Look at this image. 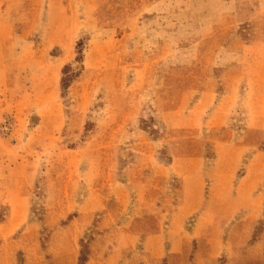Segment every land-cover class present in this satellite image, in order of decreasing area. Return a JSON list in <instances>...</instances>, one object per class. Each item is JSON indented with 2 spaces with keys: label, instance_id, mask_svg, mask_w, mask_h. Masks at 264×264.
<instances>
[{
  "label": "rangeland",
  "instance_id": "rangeland-1",
  "mask_svg": "<svg viewBox=\"0 0 264 264\" xmlns=\"http://www.w3.org/2000/svg\"><path fill=\"white\" fill-rule=\"evenodd\" d=\"M253 230L264 0H0V264H242Z\"/></svg>",
  "mask_w": 264,
  "mask_h": 264
},
{
  "label": "crops",
  "instance_id": "crops-1",
  "mask_svg": "<svg viewBox=\"0 0 264 264\" xmlns=\"http://www.w3.org/2000/svg\"><path fill=\"white\" fill-rule=\"evenodd\" d=\"M229 215L230 214H227L226 216L221 218L222 223H228L230 221L231 216ZM254 236V230L249 231L248 233H245L243 236H241V241L243 244L234 245V243H227V247L225 248L227 257H229V253H233L234 257L241 258L242 264H254L252 262L253 257L260 256L261 258V256H264V245L262 243H251ZM239 238L240 236L237 237V239ZM258 240H264V237H262L261 239L258 238ZM228 264H230V262Z\"/></svg>",
  "mask_w": 264,
  "mask_h": 264
}]
</instances>
